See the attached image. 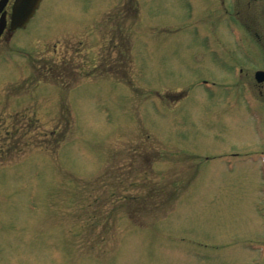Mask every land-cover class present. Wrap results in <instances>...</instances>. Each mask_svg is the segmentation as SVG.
Here are the masks:
<instances>
[{
    "label": "rangeland",
    "instance_id": "1",
    "mask_svg": "<svg viewBox=\"0 0 264 264\" xmlns=\"http://www.w3.org/2000/svg\"><path fill=\"white\" fill-rule=\"evenodd\" d=\"M246 1L41 0L6 34L7 1L0 264H243L264 207Z\"/></svg>",
    "mask_w": 264,
    "mask_h": 264
},
{
    "label": "flooded vegetation",
    "instance_id": "2",
    "mask_svg": "<svg viewBox=\"0 0 264 264\" xmlns=\"http://www.w3.org/2000/svg\"><path fill=\"white\" fill-rule=\"evenodd\" d=\"M251 1L254 2V0H247L246 4L249 6ZM235 20L238 21L237 18ZM248 33L254 36L255 39H257L256 37L258 36V34L255 30L254 31L249 30ZM258 70L260 69H257L254 72ZM237 72L241 73L242 69L238 68ZM255 86L260 89L261 83L260 84L256 83ZM256 213L258 218V231L257 232L254 231L253 236H252V231L251 233L247 232V235L242 237L241 239L243 264H264V207L256 210Z\"/></svg>",
    "mask_w": 264,
    "mask_h": 264
},
{
    "label": "water",
    "instance_id": "3",
    "mask_svg": "<svg viewBox=\"0 0 264 264\" xmlns=\"http://www.w3.org/2000/svg\"><path fill=\"white\" fill-rule=\"evenodd\" d=\"M8 0H0V35L6 27V14L4 7ZM39 0H14L11 6L9 16L8 32H12L17 28L22 27L34 12ZM256 82L264 81V73H255Z\"/></svg>",
    "mask_w": 264,
    "mask_h": 264
}]
</instances>
